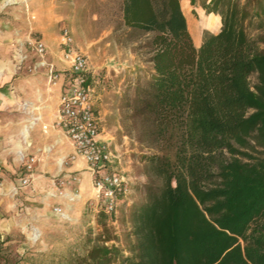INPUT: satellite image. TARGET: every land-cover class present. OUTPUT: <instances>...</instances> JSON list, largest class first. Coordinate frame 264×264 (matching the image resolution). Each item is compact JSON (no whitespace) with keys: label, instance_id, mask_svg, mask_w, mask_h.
<instances>
[{"label":"trees","instance_id":"16d2710c","mask_svg":"<svg viewBox=\"0 0 264 264\" xmlns=\"http://www.w3.org/2000/svg\"><path fill=\"white\" fill-rule=\"evenodd\" d=\"M224 5H202L221 25L197 47L180 0H123L124 24L152 34L154 74L132 109L166 151L146 156L128 254L94 245L87 264H264V47L247 30L249 4ZM0 264H11L3 241Z\"/></svg>","mask_w":264,"mask_h":264},{"label":"rangeland","instance_id":"374dc122","mask_svg":"<svg viewBox=\"0 0 264 264\" xmlns=\"http://www.w3.org/2000/svg\"><path fill=\"white\" fill-rule=\"evenodd\" d=\"M209 1L193 0L191 5L189 0H180L187 28L197 47L205 31L216 33L220 29L219 15L206 13L202 7ZM224 1L225 5L237 4L240 8L249 4L247 30L251 35L261 36L259 44L264 47V27L257 28L264 20V13L256 15L251 9L259 0ZM259 2L264 8V0ZM4 3L15 8L12 12L0 11V19L13 20L27 28L17 30L12 51L18 72L35 75L38 71L39 58L30 47L34 40L44 43L45 58L59 68L56 64L62 61L58 56L62 57L63 30L67 29L73 48L87 60L86 77L92 88L102 138L110 144L119 168L128 178V191L110 215H103L91 197L83 201L82 195L75 191V197L65 199L64 203L42 210L30 207L21 218L15 217L14 227L7 233L0 232L9 261L11 264H87L89 249L102 244L116 246L124 256L133 240L131 210L146 198L145 186L149 182L146 156L166 151L151 145V124L132 109L137 88L154 74L149 44L152 34L124 24L123 0H4ZM66 68L64 65L57 71L66 74ZM40 69L43 73L40 76L46 78L48 85L57 87L49 82L45 68ZM155 182L160 183L159 179ZM55 207L60 211L54 210ZM33 228L38 231L34 239Z\"/></svg>","mask_w":264,"mask_h":264},{"label":"crops","instance_id":"0c3cea01","mask_svg":"<svg viewBox=\"0 0 264 264\" xmlns=\"http://www.w3.org/2000/svg\"><path fill=\"white\" fill-rule=\"evenodd\" d=\"M5 5L4 0H0V11H14V6ZM12 21L0 19V232L4 233L14 227L13 219L21 218L30 207L37 210L50 208L74 198L75 191L82 195L83 201L91 197V202L96 203L85 161L82 157L75 161L68 159L73 150L72 143L64 129L56 124L59 120V86L48 85L46 78L40 76L43 73L38 63L35 75L17 71L12 51L17 30L24 26ZM58 58L62 61L56 65L59 68L66 65L68 70V63L60 55ZM29 155L36 158L33 179L28 186H20L23 162ZM74 173L80 174V183L68 184L61 188V195L57 194L59 189L54 181ZM14 188L16 195H13Z\"/></svg>","mask_w":264,"mask_h":264},{"label":"built area","instance_id":"2783aa9c","mask_svg":"<svg viewBox=\"0 0 264 264\" xmlns=\"http://www.w3.org/2000/svg\"><path fill=\"white\" fill-rule=\"evenodd\" d=\"M63 43L65 48L62 50V58L68 63L66 74L59 73L54 63L45 58L46 48L41 40H34L30 47L39 58L38 65L45 68L49 82L60 88L59 120L56 124L64 129L72 143L73 150L68 159L75 161L77 157L83 158L91 176L99 211L110 215L116 211L128 191V178L119 168V161L110 149V144L101 137L99 119L92 102V88L86 77L87 60L84 54L73 48L72 37L67 29L63 30ZM35 160L33 155L24 159L20 186H28L32 182ZM80 181L78 173L57 178L54 181L59 189L57 194L63 193L62 187L79 184ZM16 194L17 189L14 188L13 195ZM54 210L59 212L60 208L55 207Z\"/></svg>","mask_w":264,"mask_h":264},{"label":"bare ground","instance_id":"6f19581e","mask_svg":"<svg viewBox=\"0 0 264 264\" xmlns=\"http://www.w3.org/2000/svg\"><path fill=\"white\" fill-rule=\"evenodd\" d=\"M37 234H38V231L33 228V230H31V238L32 239L36 238Z\"/></svg>","mask_w":264,"mask_h":264}]
</instances>
